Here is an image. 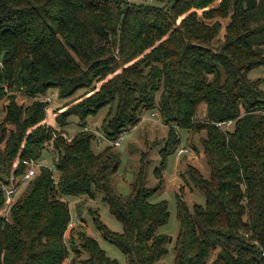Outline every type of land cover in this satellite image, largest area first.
<instances>
[{
    "label": "trees",
    "instance_id": "obj_1",
    "mask_svg": "<svg viewBox=\"0 0 264 264\" xmlns=\"http://www.w3.org/2000/svg\"><path fill=\"white\" fill-rule=\"evenodd\" d=\"M258 66H264V0H0V102L7 100L0 209L2 186L11 178L15 186L8 216L0 214V264H64L68 198L98 195L122 226L112 231L95 214L103 238L127 264H161L169 238L158 229L169 210L165 201H149L159 187H145L138 177L121 197L110 182L118 154L110 146L95 153L88 130L63 138L68 116L83 127L105 107L102 133L112 141L143 111L158 110L169 127L161 165L180 145L175 126L206 132L209 176L191 170L205 203L188 207L178 198L173 264H264V77H248ZM53 89L59 99L80 93L58 112L55 126L41 123L47 103L35 99ZM16 92L34 100L18 104ZM201 104L205 117L196 121ZM51 140L57 174L40 165L24 180L27 162L39 160ZM79 235L84 264H119L94 237Z\"/></svg>",
    "mask_w": 264,
    "mask_h": 264
},
{
    "label": "rangeland",
    "instance_id": "obj_2",
    "mask_svg": "<svg viewBox=\"0 0 264 264\" xmlns=\"http://www.w3.org/2000/svg\"><path fill=\"white\" fill-rule=\"evenodd\" d=\"M228 20H224L226 24ZM224 30L218 35L215 44L222 41ZM119 68L115 73L120 72ZM112 75L108 76V78ZM248 77L252 80L264 77V66H258L248 72ZM100 83L97 84V90ZM81 92V91H79ZM79 94L75 93L71 98L59 99L55 89L48 91L46 97H37L35 99L46 100V116L41 123L55 126V117L58 112L66 110L71 105L79 101ZM15 100L18 104L29 105L34 98L27 97L22 92L15 93ZM69 101V102H68ZM67 103V106H65ZM7 100L0 102V123L5 114V105ZM63 106V107H62ZM60 107H62L60 109ZM108 111V107L101 109L97 114L88 116L82 127L79 119L75 115L66 118V125L62 128L66 140L70 139L79 131L87 129L94 134V140L91 148L95 153L102 151L105 147L110 146L113 153L118 154V166L115 173L110 174V182L113 189L121 197L127 196L133 184L141 177L145 187H159L157 191L149 197V201L157 203L165 201L169 210L167 222L159 227L158 231L168 236L169 241L166 243L167 253L161 258V264H173L175 257V241L179 231V221L177 218V201L180 198L188 207L199 203L204 205L205 196L199 186L192 179L191 170H195L204 177H208L210 168L206 163L204 156L203 140L206 137L205 130H181L174 127L181 137L180 145L173 153L168 155L164 165H161V150L168 146V131L166 125L158 110L143 111L139 123L134 127H129L123 132V136L118 140L119 145L113 147L111 143L103 138L102 125ZM155 115H152V114ZM205 117V105L201 104L197 108L195 116L196 121H202ZM226 127V126H225ZM229 130L234 128V122L227 125ZM11 129V126H7ZM96 131L97 133H95ZM102 134V135H101ZM101 135L102 137H98ZM183 151L178 154L179 149ZM169 149H171L169 147ZM177 149V150H176ZM172 151V150H171ZM57 159V154L52 147L45 149L42 156L37 160L41 166H47L53 169V163ZM158 169V172L155 170ZM190 169V170H189ZM155 171V173H154ZM158 173V174H156ZM70 208L71 221L69 229L65 233V241L70 249L69 258L64 264H84L83 260L88 254L81 247V237L79 233H85L87 236L94 237L99 246L106 254L119 264H127L125 255L113 244L103 238L97 231L93 216L96 214L99 219L112 231L120 232L122 230L121 223L112 216L108 210V205L102 200V195H98L94 199L88 197L68 198ZM79 250L78 255L72 251V248Z\"/></svg>",
    "mask_w": 264,
    "mask_h": 264
},
{
    "label": "built area",
    "instance_id": "obj_3",
    "mask_svg": "<svg viewBox=\"0 0 264 264\" xmlns=\"http://www.w3.org/2000/svg\"><path fill=\"white\" fill-rule=\"evenodd\" d=\"M152 115H155V114L153 113ZM85 130H87V129H85ZM94 132L97 133L96 131H94ZM122 134L123 133H121V135L114 141L107 139L102 134L101 135L104 136L103 138H106V140H108V142L111 143V145L115 147V146L119 145L118 140L121 138V136H123ZM101 135H97V139L99 136L102 137ZM63 138L66 139V136L64 134H63ZM52 143H53L52 140L49 142H46L44 144V147L50 148V147H52ZM182 151H183V149L180 148L178 151V154H180ZM27 165H28V169H27L26 174L23 176L24 180H27L31 176L35 175L37 173L38 167L40 166L37 163V161H35V160L28 161ZM2 189L4 190V193H5V202H4L3 207L0 209V214L7 217L9 214V211H10L11 204H12L13 199L15 197V186H14V182H13L12 178H11L9 184L2 186Z\"/></svg>",
    "mask_w": 264,
    "mask_h": 264
},
{
    "label": "crops",
    "instance_id": "obj_4",
    "mask_svg": "<svg viewBox=\"0 0 264 264\" xmlns=\"http://www.w3.org/2000/svg\"><path fill=\"white\" fill-rule=\"evenodd\" d=\"M230 123H231V122H230ZM228 124H229V123H227V124L224 125V126H226L225 129L228 130V131H231V130H229V128L227 127Z\"/></svg>",
    "mask_w": 264,
    "mask_h": 264
}]
</instances>
